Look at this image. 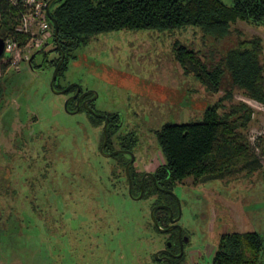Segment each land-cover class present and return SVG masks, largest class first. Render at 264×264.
Wrapping results in <instances>:
<instances>
[{
	"label": "rangeland",
	"instance_id": "obj_1",
	"mask_svg": "<svg viewBox=\"0 0 264 264\" xmlns=\"http://www.w3.org/2000/svg\"><path fill=\"white\" fill-rule=\"evenodd\" d=\"M230 29L221 40L193 25L100 32L69 57L56 85L77 84L95 92L93 109L118 115L112 151L125 147L131 154L101 153L103 123L93 125L84 111L65 110V92L50 87L54 67L43 61L56 56L50 31L40 36L43 52L28 48L16 65L0 61V264H150L152 250L170 235L178 241V232L174 236L153 227L155 197L131 198L125 165L132 155L136 180L153 172L163 163L156 130L166 122L201 120L230 88L232 101L252 109L246 134L260 165L239 170L233 178L193 181L190 176L173 186L176 198L166 202L178 213L183 239L178 264H209L223 232L254 230L264 246V103L231 87L226 70L219 90L208 91L183 73L174 57L175 42L223 56L236 38L257 36L264 74V23L237 20ZM101 181L107 187L112 182V189H102ZM91 191L114 220L109 223L112 238L95 251L84 240L82 221V200ZM259 264H264V248Z\"/></svg>",
	"mask_w": 264,
	"mask_h": 264
},
{
	"label": "trees",
	"instance_id": "obj_2",
	"mask_svg": "<svg viewBox=\"0 0 264 264\" xmlns=\"http://www.w3.org/2000/svg\"><path fill=\"white\" fill-rule=\"evenodd\" d=\"M14 12V8L5 1L0 3L2 39H5L7 32L12 33ZM50 14L58 27L55 42L54 28L47 17L51 26L52 50L56 56L49 60L44 57L43 61L54 67L60 51L64 52L57 78L66 71L69 57H74L73 52L94 34L118 29L173 30L193 25L214 40H221L230 34L231 23L237 20L264 23V0H233L231 5L221 0H53ZM14 36L20 46L29 38L25 34ZM42 47L40 50L43 52ZM261 50V40L257 36L236 38V45L223 56H216L217 52L213 50L201 53L174 43V57L183 73L192 74L208 91L219 90L226 70L231 87H236L250 99L264 103L263 65L259 60ZM29 60L33 67V56ZM55 87L61 88L56 84ZM232 95L233 89L230 88L204 110L199 121L166 122L156 130L163 163L154 170L153 178L144 181L142 195V198L155 197L151 206L172 199L167 190H172L176 183L187 177H193V181L211 177L233 178L239 170H251L260 165L246 134L252 109L244 101H232ZM2 98L3 86L0 84V106ZM105 115L109 117V122L104 150L111 151L110 138L117 131L119 119L117 114ZM88 117L93 125L103 121L102 117L89 114ZM129 173L132 193L137 194L140 179H135L136 173L131 166ZM109 184L111 186L108 187L112 189L113 183ZM108 187L103 185L102 189ZM88 194L82 200L85 212L83 234L88 246L95 251L105 245L106 237L112 238L109 223L114 220L104 201L98 202L94 191ZM154 216L160 226L167 224V211L164 208L155 209ZM152 225L158 230L153 222ZM263 248V240L254 230L224 232L219 236L209 264H259ZM149 257L150 264L163 263L153 255Z\"/></svg>",
	"mask_w": 264,
	"mask_h": 264
},
{
	"label": "built area",
	"instance_id": "obj_3",
	"mask_svg": "<svg viewBox=\"0 0 264 264\" xmlns=\"http://www.w3.org/2000/svg\"><path fill=\"white\" fill-rule=\"evenodd\" d=\"M2 1L14 8L15 23L12 26V33L7 32L3 39L4 48L1 60L16 65L26 49L39 48L44 45L45 42L40 38L43 33L50 31L49 34H51V26L45 12L47 0H0V3ZM15 34H25L29 38L25 44L20 46L15 40Z\"/></svg>",
	"mask_w": 264,
	"mask_h": 264
},
{
	"label": "flooded vegetation",
	"instance_id": "obj_4",
	"mask_svg": "<svg viewBox=\"0 0 264 264\" xmlns=\"http://www.w3.org/2000/svg\"><path fill=\"white\" fill-rule=\"evenodd\" d=\"M63 62V61H62ZM33 65V64H32ZM55 66V65H54ZM56 80V78H55ZM55 81L53 82V87H55ZM62 88V87H61ZM61 88H57V89H61ZM64 89V88H63ZM62 90V89H61ZM86 91H89L87 94H84L82 95L83 93H85ZM76 92V88L75 86H72L70 87L67 91H65V94L67 96V98L65 99L64 102L67 101L66 103V108H67V112L69 114H72V113H76V112H79V111H84L86 113V115L88 116V114L90 116H96L94 115V113H97L94 109H93V106H92V100H93V96H94V93L90 90H85L83 91V89H81L79 87V90L78 92L75 94ZM82 95V96H81ZM92 98V99H91ZM91 99V100H90ZM85 102H86V105H85ZM92 109V111L88 108ZM77 108V110H76ZM98 114H101V113H98ZM96 117H102V116H96ZM103 118V117H102ZM102 123H104V118H103V121ZM103 138V137H102ZM102 142V141H101ZM106 146V145H105ZM105 148V147H104ZM122 149H125V148H122ZM104 150V149H103ZM127 150V149H126ZM106 150H104L105 152ZM112 151V150H111ZM111 151H106V153L108 152H111ZM131 166V165H130ZM156 170V169H155ZM124 171H125V168H124ZM129 171H130V167H129ZM135 172V171H134ZM154 172V171H153ZM153 172H147V173H151L152 176H146L144 178V181L146 180V178H153ZM136 173V172H135ZM126 174V173H125ZM129 177H130V173H129ZM143 177V176H142ZM140 179V178H139ZM128 180V178H127ZM130 180H131V177H130ZM142 180V178H141ZM141 180H140V183H139V192L141 190L140 188V184H141ZM144 181H143V191H142V195H143V192H144ZM128 185H129V181H128ZM131 187H132V180H131V186H130V191H131V198H135L137 199L136 197L139 195V192L137 194L135 193H132V190H131ZM169 191H172V190H167L168 194H170V196H172V199H170V201H173L174 199V195L173 193L171 194ZM129 193V192H128ZM142 195L139 197L141 198ZM176 198V197H175ZM169 200V199H168ZM162 205H168L170 207V205L168 203H162V204H156L154 206H158V207H161V208H164L162 207ZM154 206H151V207H154ZM157 207V208H158ZM156 208V209H157ZM171 208V211H172V214H171V217H169V212L166 208H164L166 211H167V218H168V222L165 226H160L161 228H167L171 225H175L174 228H172L171 230H169L170 232H172L175 236V233H176V229H177V232H178V241L176 243V241H173L171 238L172 235H170L169 237H167L165 240H164V245L159 247L157 250L153 249L151 254L150 255H153V257L158 261V262H163L162 264H178V260L181 258V248H182V243H183V239H182V236H181V231L179 232L178 231V228H177V224H176V221H171L173 219H175L177 216H178V213L175 212L174 208L170 207ZM155 211V210H154ZM155 218V216H154ZM151 221L153 222L152 218H151ZM157 221V220H156ZM158 223V222H157ZM154 224V222H153ZM156 226V225H155ZM157 228V226H156ZM158 229V228H157ZM159 230V229H158ZM169 231H164V232H169ZM162 232V231H161ZM224 233V232H223ZM222 234V233H221ZM220 236V235H219ZM219 239V238H218ZM178 246H179V250H178ZM217 247V245H216ZM216 249V248H215ZM155 251V252H154ZM215 251V250H214ZM158 252V255L155 256V253ZM214 253V252H213ZM166 257L168 258V260L166 259ZM150 258V257H149ZM192 264H199L198 262L194 261Z\"/></svg>",
	"mask_w": 264,
	"mask_h": 264
},
{
	"label": "water",
	"instance_id": "obj_5",
	"mask_svg": "<svg viewBox=\"0 0 264 264\" xmlns=\"http://www.w3.org/2000/svg\"><path fill=\"white\" fill-rule=\"evenodd\" d=\"M52 2H53V0H47V1H46V3H45V12H46V15H47V17L49 18L50 22H51L52 25H53V28H54V30H53V31H54V32H53V33H54V41L56 42V40H57V28H58V27H57V22H56L55 18H53L52 15L50 14V5H51ZM3 48H4V41H3V39L0 37V56L2 55ZM63 59H64V52L60 51V57H59L58 61L56 62L55 66H54V68H53V72H52V76H51V80H50V87H51L53 90H55L54 87H53V82L55 81V78H56V75H57V71H58L59 66H60V64L62 63ZM29 61H30V60H29ZM72 86H75V88H76V92H75V94H76V93L78 92V90H79V86H78L77 84H70L69 86H67V87H65L64 89L60 90V92H65V91H67V90H68L70 87H72ZM55 91H57V90H55ZM88 92H89V91H86V92L83 93L82 95L87 94ZM93 93H94V96H95L96 93H95V92H93ZM82 95H81V96H82ZM94 96H93V98H94ZM91 99H92V98H91ZM91 99H90V100H91ZM66 103H67V101L64 102V108L67 110V108H66ZM85 105H86V102H85ZM87 108H88V107H87ZM88 109H90V108H88ZM76 110H77V108H76ZM90 110L92 111V109H90ZM94 115H96V116H102V117L104 118V123H103V126H102V134H103V138H102V142H101V145H100V152L103 153V154H105V155H114V154H116V153H120V152L127 153V154H131L130 151H129V150H126V149L114 150V151H111V152H108V153L104 152L103 149H104V147H105V145H106V143H107V124H108V122H109V117L106 116L105 114H98V113H94ZM132 161H133V156L131 155L129 161H128V162L126 163V165H125V173H126V176H127V178H128V181H129L128 192H129L130 195H131V191H130L131 180H130V177H129V167H130ZM146 176H152V174H151V173H145V174L143 175L142 180H141V184H140V188H141V190H140V192H139V195H138L136 198H139V197L142 195V191H143V189H142V188H143V181H144V178H145ZM169 192L172 194V191H169ZM157 207H158V206H154V207H152L151 212H150V216H151V218H152L154 224L157 226V228H158L160 231H162V232H164V231H169V230H171L172 228H174L175 225H171V226H169V227H167V228H161V227L159 226V224L157 223L156 219L154 218V210H155ZM162 207H164V208H166V209L168 210V212H169V217H171V214H172L171 208H170L168 205H162ZM177 219H178V216H177L175 219L171 220V221H176ZM177 228H178V231L180 232V227L177 226ZM157 255H158V252L155 253V256H157ZM166 259L168 260L167 257H166Z\"/></svg>",
	"mask_w": 264,
	"mask_h": 264
}]
</instances>
